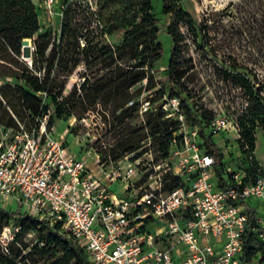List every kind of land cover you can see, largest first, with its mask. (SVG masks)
<instances>
[{
  "label": "built area",
  "instance_id": "1",
  "mask_svg": "<svg viewBox=\"0 0 264 264\" xmlns=\"http://www.w3.org/2000/svg\"><path fill=\"white\" fill-rule=\"evenodd\" d=\"M56 2L42 0V6L52 14ZM59 32L60 22L52 31L53 40ZM161 100L164 118L179 123L166 157L152 145L147 131L135 151L115 159L107 155L102 160L96 150L94 162L78 156L47 131L49 110L31 132L22 126L4 128L0 209L17 219L26 215L58 225L83 250L88 264H244L249 222L254 221L264 243V212L254 204L264 202V166L255 150L249 151L239 123L223 112L215 110L204 127H190L179 99L163 95ZM135 102V120L145 127L150 97L142 93ZM246 107L245 100L241 116ZM79 122L86 124L85 118ZM228 128L235 132L245 166L238 172L220 165L202 146L201 132L205 138L214 137ZM115 184L120 185L116 190ZM14 204L16 210L11 211ZM18 231L10 220L0 232L5 254Z\"/></svg>",
  "mask_w": 264,
  "mask_h": 264
},
{
  "label": "trees",
  "instance_id": "2",
  "mask_svg": "<svg viewBox=\"0 0 264 264\" xmlns=\"http://www.w3.org/2000/svg\"><path fill=\"white\" fill-rule=\"evenodd\" d=\"M62 2L60 32L58 39L53 40L52 30L43 29L33 1L0 0V76L14 80V84H0V125L19 130L21 124L25 130H30L32 125L38 127L37 120L49 110L46 124L49 129L55 119L74 116L80 120L84 113L93 111L95 105L100 104L108 132L115 129L113 145L101 153L102 160L107 155L115 159L135 151L146 138V131L161 156L166 157L169 139L178 131L179 123L164 118L160 104L163 95L180 100L190 127L197 124L204 127L212 118L210 110L194 108L192 104L195 94L187 85L192 80L185 75L181 64L189 49L188 42H191L210 63L218 78L243 91L247 107L239 126L249 151L255 150V127L260 126L264 132V85L255 76L251 79L247 73L241 72L243 67L235 61L226 65L210 53L217 54L216 49H232L235 36H229L226 31L224 14L242 20L241 31L245 36L239 39L247 47L264 49V0H243L238 5L229 3L225 12L212 11L207 15L212 19L203 17L200 21L182 6L181 0H162L161 12L170 16V22L163 27H159L151 0H96L97 11L89 15L98 17L105 35L121 34L120 41L114 43H93L87 37L88 30L83 33L85 27L75 18L72 5L67 0ZM161 29L171 40L165 69L168 88L160 85L150 97L152 110L147 114L146 126L132 127L138 111L135 100L140 94V88L135 87L145 82V89L150 90L158 83L151 71L163 55L162 45L157 41ZM24 40H31L33 45L30 64L18 61ZM78 67L90 73L98 68L99 73L84 72L79 87L73 85L64 95L67 80ZM45 98L52 107L44 103ZM130 101H133L131 105L128 104ZM200 135L204 138L202 146L224 166L222 154L210 137L205 138L202 132ZM254 164L256 161L252 164L251 174ZM10 220L19 226V231L11 241L9 254L0 251V264H28L33 258L56 252L60 253V258L53 264H88L83 250L58 225L50 226L26 215L16 219L13 213L0 209V232ZM254 228V221L249 222L244 235V264L264 262V243L258 239ZM31 231L37 233L38 241L28 247L24 236Z\"/></svg>",
  "mask_w": 264,
  "mask_h": 264
},
{
  "label": "rangeland",
  "instance_id": "3",
  "mask_svg": "<svg viewBox=\"0 0 264 264\" xmlns=\"http://www.w3.org/2000/svg\"><path fill=\"white\" fill-rule=\"evenodd\" d=\"M151 1L153 12L159 19V27L165 26L170 22V16L161 12L162 0ZM242 1L243 0H181L182 6L191 13L197 21H200L203 17L212 19L207 17L208 13L212 11L218 13L225 12L229 3L238 5L241 4ZM33 3L43 29H51L53 31L62 18V0H57L52 14L44 9L42 0H33ZM67 3L71 4L74 8L75 18L85 27L83 33L88 30L87 37L93 40V43L97 41H109L111 43L120 41L121 34H116L115 36L105 35V29L102 24L99 23L98 17L89 15V13L95 14L97 11L95 5L96 0H67ZM222 18L226 31L229 36H235V40L232 42V49H216L217 54L210 53L211 56L215 57L220 63L224 62L226 65L229 64V61H235L243 67L240 69L241 72L247 73L251 79L255 76L259 83L264 85V49H256L255 46L247 47L245 43L239 39L245 36L241 31V19H231L226 14L222 15ZM252 34L254 35V33ZM256 35L261 36L259 33ZM157 41L162 45L163 55L161 60L155 64L151 74L155 75L154 79L158 83L154 89L150 90L145 89L144 84H139L135 87V89L140 88V94L143 93L144 97L148 98L154 95V91L160 88V85L168 88L165 69L168 62L171 40L167 35L163 34L161 29L157 34ZM81 42L83 41L80 40V43ZM22 43L23 45L20 50L21 54L18 61L19 63L30 64L31 54L33 52L32 42L31 40H24ZM188 48L181 64L183 65L185 75L189 76V79L192 80V83H188L187 85L195 94L192 100L194 108L198 106L206 108L212 113H214L215 110L223 112L227 119L239 123L241 113L245 107L246 97L243 91L232 83L218 78L210 63L201 56V52L197 50L191 42H188ZM8 65L11 64L8 63ZM12 65L14 66V64ZM84 72L92 75H97L99 73L98 68L93 69L90 73L89 71H85L82 67H78L68 78L64 89V95L70 92L73 85L79 87V84L83 81L82 75ZM6 82L14 84L13 79L0 76V84ZM262 95L264 96V88ZM44 103L52 107L48 98L44 99ZM160 104H162V100ZM102 115V107L100 104H97L93 111L83 114L82 118H85L86 124L84 122L80 123V120L76 119L74 116H66L61 120L55 119L53 125L49 129L47 128V131L51 133L54 139L65 141V145L70 152L76 153L78 156L88 158L94 162L93 150L101 153L106 151L110 145H113V136L115 134V132H113V130H115L114 128L108 132L109 127L104 122ZM106 117L107 121H109L110 116L107 115ZM20 126L22 125L19 124V127ZM131 126L136 128L139 127L136 120H132ZM4 128L7 127L0 125V136L5 134ZM244 128L247 129V126ZM33 129H35L34 125H32L30 130L26 129V131L31 132ZM105 131H107L106 134ZM253 134L256 140L255 156L257 161L264 166V132L261 127L257 125ZM235 136L234 130L228 128L224 133H221L220 136L210 137L218 151L222 154V163L232 172H238L244 168L243 158L236 145ZM152 145H154L153 140ZM91 168H94V166ZM119 186V184H115L112 188L116 190ZM258 203L261 205V210L264 212V202L254 201V204ZM13 210H16L15 204L11 205V211ZM37 241L38 238L35 231H31L24 236V243L28 245V247L36 244ZM10 244L11 242L7 243V249ZM0 251L5 253L1 245ZM27 251L28 248L24 250V253ZM59 258L60 253L56 252L55 254L33 258L28 264H53Z\"/></svg>",
  "mask_w": 264,
  "mask_h": 264
}]
</instances>
